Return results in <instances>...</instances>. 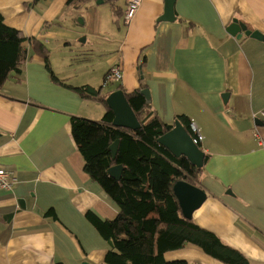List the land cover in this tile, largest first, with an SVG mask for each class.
I'll return each instance as SVG.
<instances>
[{"label": "crops", "instance_id": "0c3cea01", "mask_svg": "<svg viewBox=\"0 0 264 264\" xmlns=\"http://www.w3.org/2000/svg\"><path fill=\"white\" fill-rule=\"evenodd\" d=\"M67 2L0 0L10 27L48 46L59 79L29 49L22 72L0 88V166L17 178L0 189V264H107L111 244L87 215L113 221L121 208L85 172L71 131L73 117L101 121L106 109L71 87L101 90L111 106L143 81L154 115L185 131L186 116L205 138L199 149L209 156L196 186L206 199L193 221L250 264H264V143L251 133L257 124L264 137V0H144L129 23L126 0ZM235 19L252 34L230 35ZM115 65L122 80L109 87ZM164 257L227 264L195 244Z\"/></svg>", "mask_w": 264, "mask_h": 264}, {"label": "trees", "instance_id": "16d2710c", "mask_svg": "<svg viewBox=\"0 0 264 264\" xmlns=\"http://www.w3.org/2000/svg\"><path fill=\"white\" fill-rule=\"evenodd\" d=\"M40 1L33 0V5ZM87 1L68 0L67 4L78 8ZM29 49L43 59L52 79L58 82L50 65L48 46L23 30L10 27L0 12V88L13 73L22 72L29 59ZM144 87L143 81L138 89L126 93L141 124L137 129L113 125L114 111L101 90L89 85L71 87L82 98L103 103L106 109L101 121L73 117L71 131L83 156L85 172L121 208L113 221L103 222L92 213L87 215L111 244L112 249L106 255L107 264H189L168 261L164 257L166 252L187 244H195L227 264H250L247 258L224 245L214 233L184 216L174 185L178 181L197 185L209 155L203 154L202 162L196 163L161 142L162 136L174 126L150 111L151 102L141 94L146 89ZM180 118L192 136L190 119L186 116ZM114 142L118 143L115 155L110 149ZM117 164L124 167L120 179L108 172ZM48 214L54 215V211Z\"/></svg>", "mask_w": 264, "mask_h": 264}, {"label": "water", "instance_id": "95a60500", "mask_svg": "<svg viewBox=\"0 0 264 264\" xmlns=\"http://www.w3.org/2000/svg\"><path fill=\"white\" fill-rule=\"evenodd\" d=\"M103 1L104 0H100V2ZM242 31H244L246 35L252 34V32L247 29V26L239 22L237 19H235L227 29V32L235 37L241 36ZM141 94L147 98L148 102L151 101L149 90L143 89ZM110 104L116 110V127L137 129L141 126L135 111L131 107L124 93L115 94L111 98ZM258 124L261 126L264 125L262 121ZM161 142L168 146L176 154H185L196 163L202 162V152L199 147L192 142L191 136L182 128L169 131L162 136ZM110 149L115 155L117 152V143H112L110 145ZM123 170V165L117 164L110 167L108 172L117 179H120ZM174 191L179 199L184 216L188 218H192L193 212L198 209L206 199V194L200 187H197L187 181H178L174 185Z\"/></svg>", "mask_w": 264, "mask_h": 264}, {"label": "built area", "instance_id": "2783aa9c", "mask_svg": "<svg viewBox=\"0 0 264 264\" xmlns=\"http://www.w3.org/2000/svg\"><path fill=\"white\" fill-rule=\"evenodd\" d=\"M144 0H126V12L124 16L125 23H129V21L136 15L139 11L141 5ZM122 80V68L121 65H115L106 77V83H118ZM261 116L264 119V111H262ZM192 142L196 146H201L204 141V136L201 133L200 129L195 123L190 124ZM251 133L257 137L261 144L264 143V137L261 134L259 127L257 124L251 129ZM17 182V178L13 171L7 170L4 167L0 166V189L10 190L14 187Z\"/></svg>", "mask_w": 264, "mask_h": 264}, {"label": "rangeland", "instance_id": "374dc122", "mask_svg": "<svg viewBox=\"0 0 264 264\" xmlns=\"http://www.w3.org/2000/svg\"><path fill=\"white\" fill-rule=\"evenodd\" d=\"M92 3H98V1H91ZM101 7V9L102 10H104V11H106V9H111L112 8V6H111V2H106L105 4H103V5H101L100 6ZM80 14H81V16H82V21H83V18H84V13H85V7H82L81 9H79V11H78ZM107 20H108V22L109 23H111V20L109 19V15L107 16V18H106ZM82 21L81 20H79V22L80 23H82ZM110 71V70H109ZM108 71V72H109ZM102 85H103V81H102V83H101ZM117 86V84H115V83H111V84H109V87H116ZM104 87V86H103ZM106 87H108V86H105L104 88H106Z\"/></svg>", "mask_w": 264, "mask_h": 264}]
</instances>
